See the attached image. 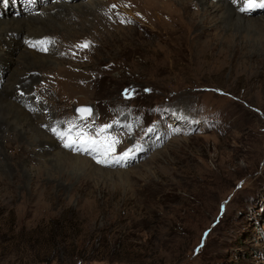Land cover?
<instances>
[{
  "label": "rangeland",
  "instance_id": "obj_1",
  "mask_svg": "<svg viewBox=\"0 0 264 264\" xmlns=\"http://www.w3.org/2000/svg\"><path fill=\"white\" fill-rule=\"evenodd\" d=\"M17 1L0 0V17L26 19L55 0ZM95 1L97 17L73 18L76 40L51 39L63 60L80 62L85 84L58 89L40 73L31 92L51 115L47 100L67 96L51 137L66 160L98 169L36 160L21 170L17 144L1 138L0 264H264V0L250 5L261 12L238 50L209 37L196 48L205 41L191 25L203 12L181 0ZM0 53L1 91L19 49ZM22 90L11 99L24 107ZM119 242L134 252L127 260L114 254Z\"/></svg>",
  "mask_w": 264,
  "mask_h": 264
},
{
  "label": "bare ground",
  "instance_id": "obj_2",
  "mask_svg": "<svg viewBox=\"0 0 264 264\" xmlns=\"http://www.w3.org/2000/svg\"><path fill=\"white\" fill-rule=\"evenodd\" d=\"M181 1H183L182 5L184 8H192L193 6L196 8V6H198L199 9L197 11L201 13L203 12L201 20L197 22L195 21V23L193 21L191 25V27L202 28L200 31H196L198 33L194 34V38L199 37L200 39L204 37L202 42L205 41L204 44L198 45L197 42L199 43L200 40L196 39V48L207 47V37H209L210 40L213 39L210 41L211 44L216 41V44L218 43L217 46L224 47V49L230 48L238 50V48L246 47L247 41H244L243 34L251 33L252 22H255L257 15L261 12V9L257 7L249 9L250 5H255V3L252 2L257 0H243V6L242 3L240 6H232L225 0H221L219 3L217 2V6L209 5L206 0ZM245 1H249L246 6H244ZM17 2L22 4L24 3V0H18ZM39 3L38 4L41 7H39L38 10L37 8H29L26 13V19H14L4 13L5 16L0 17V49L3 47L10 51L19 49L17 59L13 58L12 76L7 85L0 91V139H4V143L7 145L13 143L17 144V149L14 154L21 159L17 163L21 170L26 169V164L35 163L36 160H42L48 166H70V163L75 167L78 166L79 169L90 161L85 158L79 159V156L73 154H70V156L72 155L74 158L66 160L65 156H67V153L65 150L58 148L59 144L51 137L59 136V134H61L57 133V128L55 129L58 125L57 123L61 122L57 118V115H59L61 111L59 109L56 110V104L65 103V98L67 96L63 98L59 94L56 100H47L49 106L54 110V115H51V113H48L49 109L33 103L32 98L34 95L33 92H31V89L36 86L33 85L35 82L34 75L37 76L40 75V73L45 74L47 83L51 82L52 76V80H54V84L58 89L62 88L64 90V88H67L68 86L75 87L76 85L80 86L85 84V82L81 81L79 78L86 75V71L81 67L80 62L76 63L74 61L73 63H68L63 60L59 54L60 52L54 50L51 39L55 38L57 44L54 46L57 47L64 46H60L61 42L66 43L76 40L73 39V36H69V33H75L74 24L76 23L73 18L76 17V19L80 18V20L86 21L90 15L97 17V14H99V6L95 0H87L84 4L81 3L80 6L76 5L77 7L75 4H69L67 0H55L48 4H46L47 2ZM211 10L213 12L216 11V13L219 11V15L215 14V16L217 15V19H219V25L214 23L216 19H214ZM197 15L198 14L193 12L190 14V18H197ZM245 15H250V17H246ZM261 21L260 24H262ZM52 25L58 27L62 25L61 28L63 29V32H55L59 28L57 29ZM67 28H69V31H66ZM226 28H229L231 31L223 33V30ZM48 30H54V33H50ZM253 30L256 31V34L254 33V35H256L254 41L261 42V34L257 28ZM238 32L242 33V36L240 35L241 43L239 46L234 39L235 34ZM80 37L82 38V36H79V38ZM191 38H193V36ZM191 38L190 41L192 43ZM43 42L46 43L44 48L41 46ZM215 56L216 58H221V54ZM53 64L56 65L53 66ZM52 69H54L53 71L57 70L56 73H51ZM35 72L36 74H33ZM19 89H24L27 93H23V99H25L24 107L11 99V96L19 94L18 91H21ZM35 95L37 96V94ZM49 112L53 111L50 109ZM66 130H68L67 127ZM68 144L69 143L65 142L64 145L69 146L74 151H85V148L83 147L84 145L82 146V144L76 139H73L72 143ZM91 164V162L88 164L90 168L92 167L90 170L95 171V169H98Z\"/></svg>",
  "mask_w": 264,
  "mask_h": 264
},
{
  "label": "trees",
  "instance_id": "obj_3",
  "mask_svg": "<svg viewBox=\"0 0 264 264\" xmlns=\"http://www.w3.org/2000/svg\"><path fill=\"white\" fill-rule=\"evenodd\" d=\"M62 227H59L58 228V232H59V234L62 236V238L65 236V232H63L62 231ZM102 240V239H101ZM116 243V242H115ZM119 246L118 247H121L120 249H118L117 251H114V254H119V255H121V256H119V258H121L122 260H127L126 258H128L129 256H131V255H133L134 254V252H131V250L129 249V247H128V245L127 244H125L124 242H121V244H120V242H119V244H118ZM115 250V249H114ZM77 256V258H76V260L77 259H79V261L81 262V261H83V260H85V258H83V256H82V253H77L76 254ZM58 264H63L62 262L61 263H58Z\"/></svg>",
  "mask_w": 264,
  "mask_h": 264
},
{
  "label": "water",
  "instance_id": "obj_4",
  "mask_svg": "<svg viewBox=\"0 0 264 264\" xmlns=\"http://www.w3.org/2000/svg\"><path fill=\"white\" fill-rule=\"evenodd\" d=\"M89 107L88 106H83V107H79V109L81 110V109H83V110H85L84 112H83V116H88V115H90V113H91V110H90V108L88 109ZM87 111V112H86Z\"/></svg>",
  "mask_w": 264,
  "mask_h": 264
}]
</instances>
